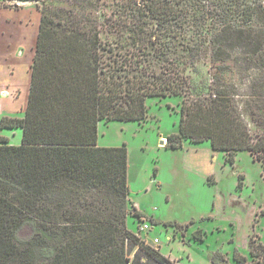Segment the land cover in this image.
Instances as JSON below:
<instances>
[{
	"label": "trees",
	"instance_id": "16d2710c",
	"mask_svg": "<svg viewBox=\"0 0 264 264\" xmlns=\"http://www.w3.org/2000/svg\"><path fill=\"white\" fill-rule=\"evenodd\" d=\"M117 2L98 13V0L42 1L23 116L0 119L22 132L17 146L0 136V264H132L137 249L176 264L126 228L127 214L142 222L127 209L126 146L97 145L100 121L145 120L149 97H182L167 146L209 140L230 163L247 150L264 165V132L245 119L264 126L263 89L240 104L229 77L230 62L264 70V0ZM199 58L211 78L194 94Z\"/></svg>",
	"mask_w": 264,
	"mask_h": 264
},
{
	"label": "rangeland",
	"instance_id": "374dc122",
	"mask_svg": "<svg viewBox=\"0 0 264 264\" xmlns=\"http://www.w3.org/2000/svg\"><path fill=\"white\" fill-rule=\"evenodd\" d=\"M42 1L0 0V119L23 116ZM98 2V13H109L118 4ZM200 59L186 71L194 94L205 93L211 78L208 60ZM230 65L239 102L253 90L264 92V70L245 62ZM181 102L180 96L149 97L145 120L98 123V146L125 145L128 151L127 209L138 210L142 222L127 214L126 228L176 264H239L235 254L245 257L244 264H264L263 163L247 150L237 151L230 163L209 140L183 139L178 148L167 146V137L178 132ZM255 103L264 116V99L255 98ZM245 119L252 133L264 132V126ZM0 136L10 145L21 144L20 128H0ZM143 223L147 230H139ZM31 234L25 226L18 238L27 240ZM130 260L153 264L139 249Z\"/></svg>",
	"mask_w": 264,
	"mask_h": 264
},
{
	"label": "built area",
	"instance_id": "2783aa9c",
	"mask_svg": "<svg viewBox=\"0 0 264 264\" xmlns=\"http://www.w3.org/2000/svg\"><path fill=\"white\" fill-rule=\"evenodd\" d=\"M148 229V225L146 223H143L142 225H139V230H147ZM154 243H158V239L154 238L153 239Z\"/></svg>",
	"mask_w": 264,
	"mask_h": 264
},
{
	"label": "crops",
	"instance_id": "0c3cea01",
	"mask_svg": "<svg viewBox=\"0 0 264 264\" xmlns=\"http://www.w3.org/2000/svg\"><path fill=\"white\" fill-rule=\"evenodd\" d=\"M29 79V78H28ZM28 90H29V85H28ZM6 93V92H5ZM7 95H9V92H7ZM7 95L6 96H4L6 99H11L10 97H7ZM27 95H28V93H27ZM1 97H3V96H1ZM25 103H26V101L24 102V105H25ZM23 107V106H22ZM21 110H23V108H21ZM4 137V136H3ZM6 138V137H5ZM7 139V138H6ZM155 247H157V246H155Z\"/></svg>",
	"mask_w": 264,
	"mask_h": 264
},
{
	"label": "water",
	"instance_id": "95a60500",
	"mask_svg": "<svg viewBox=\"0 0 264 264\" xmlns=\"http://www.w3.org/2000/svg\"><path fill=\"white\" fill-rule=\"evenodd\" d=\"M161 143H162V144H164V143H165V141L163 140V141H161Z\"/></svg>",
	"mask_w": 264,
	"mask_h": 264
}]
</instances>
